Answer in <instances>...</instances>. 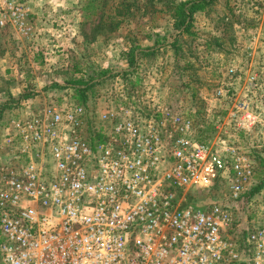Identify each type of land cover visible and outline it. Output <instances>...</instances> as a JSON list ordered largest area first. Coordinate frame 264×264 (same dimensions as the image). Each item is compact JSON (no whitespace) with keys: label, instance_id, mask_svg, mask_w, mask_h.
Segmentation results:
<instances>
[{"label":"built area","instance_id":"built-area-1","mask_svg":"<svg viewBox=\"0 0 264 264\" xmlns=\"http://www.w3.org/2000/svg\"><path fill=\"white\" fill-rule=\"evenodd\" d=\"M6 28L33 35L27 5L0 0ZM213 98L228 107L205 141L189 117L156 103L110 106L88 131L78 104L12 120L11 152L0 154V264H264V214L232 237L254 172L223 136L263 126L264 84L230 65ZM220 180L225 200H187Z\"/></svg>","mask_w":264,"mask_h":264},{"label":"rangeland","instance_id":"rangeland-1","mask_svg":"<svg viewBox=\"0 0 264 264\" xmlns=\"http://www.w3.org/2000/svg\"><path fill=\"white\" fill-rule=\"evenodd\" d=\"M19 1L29 8L33 35L0 30V56L8 58L0 59V154L11 152L3 144L4 136L15 133L10 122L48 105L84 106L88 131L110 106L147 112L156 103L189 117L195 137H207L214 131L211 119L228 107L213 98L228 66L242 76L254 73L264 84V0H213L192 15L187 31L174 27L172 2L183 0H133L131 15L117 16L121 22L114 31L102 29L96 36V21L81 16L85 0ZM118 1L107 0L104 12L115 14ZM223 136L253 164V178L234 211L237 237L264 214V124L251 137L233 128ZM226 188L220 180L187 200H225Z\"/></svg>","mask_w":264,"mask_h":264},{"label":"trees","instance_id":"trees-1","mask_svg":"<svg viewBox=\"0 0 264 264\" xmlns=\"http://www.w3.org/2000/svg\"><path fill=\"white\" fill-rule=\"evenodd\" d=\"M212 1L213 0H188V1L183 0V1H178L177 3L172 2L175 9L174 27L177 29H181L180 31H187L191 23L192 15L196 11L204 9L205 6L210 4ZM133 2H134L133 0H119L115 5V11H116L115 14L111 15V14H106V12H104L103 10L104 5H106L107 3V0H85L84 4L81 7V11H82L81 16L83 17L84 21H89V20L96 21L95 22L96 24L93 26L94 36H96L97 32H100L102 29H106L112 32L117 28V26L121 22V20L116 19L117 16L125 17L131 15L128 9L133 5ZM119 9H122L123 11ZM162 40H164V38H162ZM175 42L176 40L174 39L171 42V44H174ZM3 107L0 106V110ZM206 138L207 137L202 136V134L196 136V139L198 141H205ZM259 188L260 185L256 186L254 189L258 190Z\"/></svg>","mask_w":264,"mask_h":264},{"label":"crops","instance_id":"crops-1","mask_svg":"<svg viewBox=\"0 0 264 264\" xmlns=\"http://www.w3.org/2000/svg\"><path fill=\"white\" fill-rule=\"evenodd\" d=\"M40 1H41V0H40ZM4 45H5V44H3L2 46H4ZM0 59H1L3 62L7 63V59H8V58L6 57V55H3L2 57L0 56ZM1 60H0V63H2ZM5 67H6V66H5ZM6 72H7L6 69H4V73H3V74H4V75H3L4 78L7 77V76H6ZM6 93H7V92H6Z\"/></svg>","mask_w":264,"mask_h":264}]
</instances>
